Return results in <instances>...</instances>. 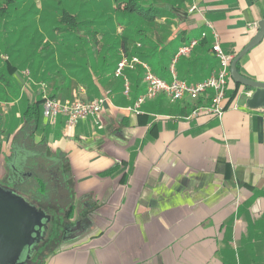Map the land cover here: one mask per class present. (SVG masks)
<instances>
[{
	"label": "crops",
	"instance_id": "1",
	"mask_svg": "<svg viewBox=\"0 0 264 264\" xmlns=\"http://www.w3.org/2000/svg\"><path fill=\"white\" fill-rule=\"evenodd\" d=\"M187 1L184 15H168L173 23L148 35L156 48L152 67H164L158 74L171 80L173 67L195 83L219 64L207 23L223 50L236 55L258 32L264 0ZM192 39H198L193 51L174 62ZM107 64L71 65L58 75L57 99L105 96L96 117L67 131L65 117L43 116L50 151L70 162L75 196L67 213L73 215L44 264H264V108L247 105L254 89L232 85L222 118L192 115L197 105L211 104L213 91L197 101L160 94L136 108L146 88L143 70H125L126 91L125 76L116 77L117 65ZM45 69L38 79L31 68L20 71L32 72L27 77L17 74L25 106L40 96L44 76L54 82L56 69L42 76ZM240 72L264 82V38L240 60ZM13 135L2 141L3 165Z\"/></svg>",
	"mask_w": 264,
	"mask_h": 264
},
{
	"label": "trees",
	"instance_id": "2",
	"mask_svg": "<svg viewBox=\"0 0 264 264\" xmlns=\"http://www.w3.org/2000/svg\"><path fill=\"white\" fill-rule=\"evenodd\" d=\"M112 1L115 6H112L111 0H91L90 5L81 0H45L46 8L40 11L35 2L30 4L28 3L29 0H0V36H3L1 30L6 26L11 29L10 34L16 32L17 35L14 43L10 45L6 37L0 38V49L6 52L7 50L14 51L13 56H6L4 60L0 58V105L14 104L22 97V86L17 80L21 65L16 63L21 48L35 46L27 55L25 62H28L29 67L34 72L33 76L38 79L37 72L42 67L41 62L44 59L36 56V49L39 47L40 40L43 39L33 18L30 19L38 13L41 15L42 23L53 22L52 31L60 37V44L64 45V48L60 47V59L62 61L64 56H70L69 50L71 54L84 51L88 42L86 35L82 33L85 28L94 25L98 27L99 24H104L98 20L102 17L110 18L112 23L113 14H117L120 22L124 25V30L119 38H115L109 46L103 49L100 60L102 65L111 57L116 58L114 63L117 65L122 57L119 58L117 52L122 49L126 55L140 57L141 60L151 66L155 74L160 76L158 73H162L164 67L162 65L157 69L152 67V58L156 55V48L155 50L151 49L154 43L153 37L148 35V31L153 28L148 29V26L156 19L165 16V13L178 16L179 13L184 15L186 11L173 4L158 5L157 2L152 0ZM49 8L51 9L49 10ZM100 28L105 27L101 26ZM97 32L100 31H90L89 41L93 45L98 43ZM103 32L102 38H105L108 31L104 29ZM37 35L40 37L39 41L34 42ZM155 36L157 37V34ZM134 37L139 40V43H136L132 49L129 45ZM77 45H80V47ZM48 46H50V42H44L43 47ZM164 50H160V53H163ZM51 53H54L52 49ZM86 54L83 60L79 61L80 63H72V65L86 69L90 58L91 61L93 60V50L89 49ZM66 64L71 63L67 62ZM108 64L110 65L112 62H108ZM44 65L46 69L42 72V76L47 74V69L53 68L55 70V67H58L54 78H52V81H54L52 87L49 88L50 95L55 96L57 88H59L57 81L59 79L58 75L63 71L62 67L53 58L48 59ZM137 67L142 69L141 66ZM237 67L240 71V61ZM44 77L45 80H51L49 76ZM236 84L230 77L227 93H232L233 88L231 86ZM245 88L251 89L246 86ZM42 104L43 99L40 96L33 102L28 101L21 112L20 121L12 120L10 130L12 129L14 135L10 152L4 156L5 174L0 177L2 188L21 195L32 206L44 211L51 217L50 230L46 233L47 238L45 237L41 243H36L32 248V254L26 256L21 264H44L46 258L59 244L64 227L68 223L71 214L73 215V212H71L67 216L68 211L74 205L75 197L70 162L67 155L62 151L52 152L49 149L46 135L43 133ZM3 120V112L0 109V153L2 147L1 137L5 133L2 126ZM112 171L113 169H110L106 171V174ZM43 235L45 236V234Z\"/></svg>",
	"mask_w": 264,
	"mask_h": 264
},
{
	"label": "built area",
	"instance_id": "3",
	"mask_svg": "<svg viewBox=\"0 0 264 264\" xmlns=\"http://www.w3.org/2000/svg\"><path fill=\"white\" fill-rule=\"evenodd\" d=\"M196 5L191 6L190 12L196 9ZM207 27L213 30L214 42L212 44V51L219 61L218 67L205 79L195 83H189L177 76L174 68L172 67V79L167 80L154 73L151 66L140 59L137 55L123 54L115 69V76H125L127 68H135L141 66L143 69L144 81L146 84L145 92L137 99L136 108L147 100H152L160 94L166 95L172 102L183 101L190 99L197 101L202 96H209L211 94L210 105H197L192 115L199 113L214 114L222 118L226 106L224 101L227 95L228 82L231 77L230 66L234 59V54L225 52L221 45V40L214 30L212 24L207 23ZM206 32L202 33V37L206 36ZM198 44V39H192L188 44L181 46L176 53L174 62L178 57L190 54ZM140 46V44H138ZM24 73L29 74V71ZM31 77H29L30 79ZM232 78V77H231ZM126 80V91H128V79ZM40 86L39 95L43 99L42 114L45 118H56L58 116L65 117L66 130H72L80 122L81 119L86 117H96L103 109L105 96L96 97L91 100L83 99H57L50 95L49 87L46 82L38 84Z\"/></svg>",
	"mask_w": 264,
	"mask_h": 264
},
{
	"label": "rangeland",
	"instance_id": "4",
	"mask_svg": "<svg viewBox=\"0 0 264 264\" xmlns=\"http://www.w3.org/2000/svg\"><path fill=\"white\" fill-rule=\"evenodd\" d=\"M81 1L84 3L87 2L88 5H90L92 3L91 0H81ZM146 1H149V0H146ZM152 1H155L158 3V5H162V6H164L165 4H170V5L173 4L174 6H177V7L179 6L184 11H187L189 9V5H190V1L188 2L187 0H152ZM32 2H35V5L38 6L40 11H43L44 8H46L45 0H29L28 3L31 4ZM111 4H112V6H115V3L112 0H111ZM25 6H26V4H25ZM50 9L51 8H49V10ZM165 15H167V16L163 15L161 18L156 19L152 24H150L148 26V29L153 28V29L159 30L162 27L166 26L164 23H168L171 25L173 22H171V20L168 19V15L171 16V14L165 13ZM163 17H166V19L163 20ZM31 18H33L34 23L38 27L39 33L42 35V39H43L42 41L40 40L39 47L36 49V56L44 59L41 62L42 66L45 64V62L48 59L53 58L54 61L56 63H59L62 68L65 67L67 69L68 66L72 65V63H80L79 61L83 60V57L87 55L86 53L89 49L93 50L92 63H94V66H96V64L101 60V57L103 55V49L105 47L109 46L115 40V38H119L122 35L123 30H124V28H123L124 25H123V23L120 22L117 14H113V16H112V23L113 24L111 23V20L108 17L99 18L98 19L99 22L104 23V24H99L98 27H96L97 25L93 24L94 26H90V27L88 26L87 28H85L82 31V33L84 35H86L87 40H88V42L85 45L84 51L79 52L78 54H76V53L71 54V51L69 50L70 56H68V55L64 56L63 61H62L60 59V57H61L60 47L64 48V45L60 44V42H59L60 37L55 32L52 31V27L54 26L53 22H47L45 24L42 23L40 13L35 14L34 16L30 17V19ZM101 26H104L105 28H100ZM104 29H106L108 32H107L106 37L102 38V35L104 34V32H103ZM10 30H11L10 27L6 26L3 30H1V33L3 34V36L2 35L0 36L1 39L6 37V40L7 39L9 40V45L14 43V41L16 40V36H17L16 32L14 34H10L11 33ZM97 30L100 31V32H97V34H96L98 43H97V45H93L89 41L90 40V38H89L90 31H97ZM107 36H108V38H107ZM39 38H40L39 35H37L34 42L39 41ZM46 41L50 42V46L43 47V44ZM136 43H139V40L136 39V37H134V38H132L129 46L133 49ZM77 46L80 47V45H77ZM34 47L35 46H33L32 48H30V47L29 48L28 47L21 48L20 56L16 60V63L21 65L20 71L26 70L27 68H29V70H30L28 62H25V59H26L27 55L33 50ZM51 49H52V51H54V53H51ZM10 55L13 56L14 51L7 50V52H6V51L0 49V58L2 60H4L6 56L10 57ZM10 59H12V58H10ZM115 59H116L115 57L114 58H112V57L108 58L105 63H108L111 61L112 65H113ZM90 61H91V58H90ZM67 62L71 63V64L67 65L66 64ZM20 71H19V74L21 75V77H23V76L27 77V76H29L30 73L32 74V72H30V71H29V74H26L24 72L21 73ZM33 80L36 81L34 79V77H33ZM43 82H46V84L48 85L49 88L52 87L51 80H43ZM32 86L34 87V84H32ZM25 100H26V98L20 100L19 102L15 103V105H12V106L0 105V109L3 112V116H4L2 126L4 128L5 133L1 137V140L3 142L7 141L8 137H9V132L12 131V129L10 130L11 125H12V120L20 121L21 112L23 111V108L25 107ZM6 146H7V143H6ZM8 151L5 153H8ZM5 153L3 152V154H4L3 156L6 155ZM4 174H5V168L2 164V162H0V177H3ZM23 255H25V252L23 253Z\"/></svg>",
	"mask_w": 264,
	"mask_h": 264
},
{
	"label": "water",
	"instance_id": "5",
	"mask_svg": "<svg viewBox=\"0 0 264 264\" xmlns=\"http://www.w3.org/2000/svg\"><path fill=\"white\" fill-rule=\"evenodd\" d=\"M264 38V18L258 22V32L231 62L232 79L254 89L247 99L250 108H264V82L246 77L238 70V62ZM51 217L32 206L24 197L0 186V264H21L24 251L43 238V227Z\"/></svg>",
	"mask_w": 264,
	"mask_h": 264
},
{
	"label": "flooded vegetation",
	"instance_id": "6",
	"mask_svg": "<svg viewBox=\"0 0 264 264\" xmlns=\"http://www.w3.org/2000/svg\"><path fill=\"white\" fill-rule=\"evenodd\" d=\"M49 223H50V222H48V223L46 224V226L43 227V229H42L43 234H45V236L43 235V238L41 239V241L36 242V243H41V242L43 241V239L46 237V233L48 232V230H50V228H49V227H50V226H49ZM46 238H47V237H46ZM36 243H34V245L31 246L30 248L32 249V248L36 245ZM28 249H29V248H27V249L24 251V252H25V255H22L20 261H22L24 258H26V256L32 254V251L30 252V254H28Z\"/></svg>",
	"mask_w": 264,
	"mask_h": 264
}]
</instances>
